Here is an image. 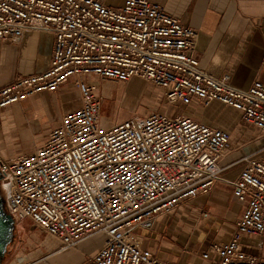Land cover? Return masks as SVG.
Here are the masks:
<instances>
[{
	"label": "built area",
	"instance_id": "1",
	"mask_svg": "<svg viewBox=\"0 0 264 264\" xmlns=\"http://www.w3.org/2000/svg\"><path fill=\"white\" fill-rule=\"evenodd\" d=\"M26 30L53 34L50 66L0 87V109L68 82L80 102L40 145L0 155L6 211L57 241L49 254L17 255L15 264L46 262L96 235L101 246L75 264H172L143 248L138 231L212 189L231 135L168 108L217 100L240 112V124L264 133V83L240 88L228 72L201 69L198 30L149 0H124L118 8L105 0H0V39L16 42ZM132 77L160 91L164 107L103 126V95L93 81L123 85ZM239 162L233 194L245 208L230 237L201 254H212L211 264H264L241 243L264 232V162L252 154Z\"/></svg>",
	"mask_w": 264,
	"mask_h": 264
},
{
	"label": "crops",
	"instance_id": "2",
	"mask_svg": "<svg viewBox=\"0 0 264 264\" xmlns=\"http://www.w3.org/2000/svg\"><path fill=\"white\" fill-rule=\"evenodd\" d=\"M149 1L163 6L168 14L182 24L198 30L196 57L201 69L213 76L228 72L231 83L240 88L248 87L256 79L264 83V0ZM105 2L109 7L118 8L124 0ZM53 40L51 32L39 30L24 31L16 42L0 39V87L18 77L40 74L48 69ZM133 79L141 81L132 77L122 85L125 92L131 94L121 102L126 118L136 113L134 102L138 96L145 94L129 90V82ZM79 102L78 92L68 82L56 92L34 93L1 108L0 155L20 154L40 145L59 122L61 115L79 105ZM177 111L192 114L206 125L230 133V141L219 160L223 170L210 191L174 210V215L184 221H181V227L175 224L177 231L185 229L187 235L183 243L166 240V230L155 232L154 226L159 222V217L150 231H138V234L142 247L162 261L172 264H211L212 254L209 258H203L201 254L208 251L212 243H224L230 237L235 221L245 208V203L237 200L233 194L232 182L237 179L243 166L239 160L246 154H252L264 162V133L249 124H240V112L217 100L201 107H177ZM102 241L103 237L95 251ZM192 242L197 243L198 247L190 248L189 243ZM85 243L87 241L66 252L73 255L78 249H84L88 254L70 264L79 263L95 252L88 251ZM241 243L248 253L264 257V232L257 237L244 235ZM43 244L46 249H50L52 241L47 237ZM59 256L53 257L48 263L67 264L66 259ZM22 259L29 260L27 256ZM16 261L14 259L11 264Z\"/></svg>",
	"mask_w": 264,
	"mask_h": 264
},
{
	"label": "rangeland",
	"instance_id": "3",
	"mask_svg": "<svg viewBox=\"0 0 264 264\" xmlns=\"http://www.w3.org/2000/svg\"><path fill=\"white\" fill-rule=\"evenodd\" d=\"M93 82L100 87L102 95L104 97V105L101 112V124L103 126H109L116 120L121 121L125 119L127 114L123 110L124 108L122 106L124 105L121 102L123 100H127L129 98V95L131 94H129L128 92L126 93L122 85H119L117 83L112 84L108 83V81L106 83L100 80H94ZM128 87L130 91L132 90L135 93L145 92L143 96H138L137 100L134 102V106L137 107V111L135 114H145L147 111L153 108L162 109L164 107L161 92L156 88H153L150 84L144 82L143 80L140 81L138 79H133L129 82ZM71 93L74 95L73 90ZM130 98L132 99V96H130ZM176 109V106H170L167 110L168 114L172 115ZM174 210L160 215L159 222L155 224L154 230L156 233H160L162 230H166V240L183 243V240H186L187 235L185 234V229H179L177 231L175 227H181V221H184L174 215ZM177 219L180 220V222ZM23 221H14V238L12 242L8 244L6 248L7 252L0 264H11L14 261V258L16 259L17 255L27 256L30 260H34L39 256L43 257L49 254L57 246V242L51 236H47L44 232L35 227L31 220L27 219L26 221ZM47 237L52 241V246L50 247V249H46L43 246V242ZM101 237V235H96L87 240V243L85 244L88 248V251H95L97 245L100 243ZM189 247L197 248L198 244L192 242L189 243ZM70 250L68 251L70 252ZM66 252H64L65 254L62 253V255L59 254L60 256L58 258H65L67 264H70L71 261L80 259V257L86 254L84 252V249H78L73 253V255H70V253ZM55 256L50 257L49 260L51 261ZM49 260L46 262H41L40 264H48Z\"/></svg>",
	"mask_w": 264,
	"mask_h": 264
},
{
	"label": "water",
	"instance_id": "4",
	"mask_svg": "<svg viewBox=\"0 0 264 264\" xmlns=\"http://www.w3.org/2000/svg\"><path fill=\"white\" fill-rule=\"evenodd\" d=\"M1 181V175H0ZM15 223L5 208V197L0 185V263L7 252V246L14 238Z\"/></svg>",
	"mask_w": 264,
	"mask_h": 264
},
{
	"label": "flooded vegetation",
	"instance_id": "5",
	"mask_svg": "<svg viewBox=\"0 0 264 264\" xmlns=\"http://www.w3.org/2000/svg\"><path fill=\"white\" fill-rule=\"evenodd\" d=\"M2 193H3V195H4V191H3V189H2Z\"/></svg>",
	"mask_w": 264,
	"mask_h": 264
},
{
	"label": "bare ground",
	"instance_id": "6",
	"mask_svg": "<svg viewBox=\"0 0 264 264\" xmlns=\"http://www.w3.org/2000/svg\"><path fill=\"white\" fill-rule=\"evenodd\" d=\"M50 236V235H49ZM56 241V240H55ZM57 242V241H56Z\"/></svg>",
	"mask_w": 264,
	"mask_h": 264
}]
</instances>
